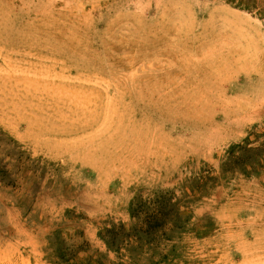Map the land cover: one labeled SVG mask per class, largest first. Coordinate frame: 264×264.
I'll list each match as a JSON object with an SVG mask.
<instances>
[{
    "label": "rangeland",
    "instance_id": "374dc122",
    "mask_svg": "<svg viewBox=\"0 0 264 264\" xmlns=\"http://www.w3.org/2000/svg\"><path fill=\"white\" fill-rule=\"evenodd\" d=\"M244 141L264 149V0H0V264L103 254L159 190L190 216L168 264H264V169H220Z\"/></svg>",
    "mask_w": 264,
    "mask_h": 264
},
{
    "label": "trees",
    "instance_id": "16d2710c",
    "mask_svg": "<svg viewBox=\"0 0 264 264\" xmlns=\"http://www.w3.org/2000/svg\"><path fill=\"white\" fill-rule=\"evenodd\" d=\"M232 2V0H230ZM238 5H241L240 3ZM246 8V7H245ZM264 149L248 147L247 141L235 144L221 164V175L227 171L240 172L245 176L264 169V155L249 159L250 153L256 154ZM216 177L201 175L190 186L191 195L206 193L207 186ZM130 222H109L98 232L106 252L78 260L68 248L56 243L57 264H168L176 257L179 237L187 230L190 216L182 210L181 201L173 191L159 190L147 197H134L129 203ZM113 253L114 261H107L106 255Z\"/></svg>",
    "mask_w": 264,
    "mask_h": 264
}]
</instances>
